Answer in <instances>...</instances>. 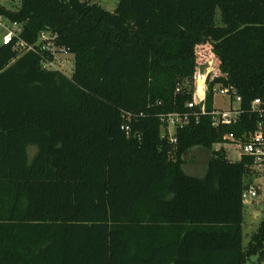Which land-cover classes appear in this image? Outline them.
Here are the masks:
<instances>
[{
    "label": "trees",
    "instance_id": "16d2710c",
    "mask_svg": "<svg viewBox=\"0 0 264 264\" xmlns=\"http://www.w3.org/2000/svg\"><path fill=\"white\" fill-rule=\"evenodd\" d=\"M0 12L24 25L26 41L50 30L74 57L67 76L44 69L46 53L0 49V264L264 260V219L243 246L253 159L213 148L259 121L264 131V105L261 119L253 111L264 99V0H118L114 12L21 0ZM211 60L208 110L217 85L234 88L240 121L216 128L203 116L172 145L161 117L189 111ZM195 147L211 153L202 178L184 170Z\"/></svg>",
    "mask_w": 264,
    "mask_h": 264
},
{
    "label": "built area",
    "instance_id": "2783aa9c",
    "mask_svg": "<svg viewBox=\"0 0 264 264\" xmlns=\"http://www.w3.org/2000/svg\"><path fill=\"white\" fill-rule=\"evenodd\" d=\"M21 7V1L16 0H0V11L17 12ZM24 25L11 20L8 16L0 12V49L10 46L20 58L28 53H46L52 56V59L44 60L43 67L46 70L62 72L57 67V56L68 54L65 47L59 44V37L56 33L45 30L42 31L35 43H30L23 38ZM216 64L213 60L209 61L205 66L199 67L197 78L193 91L194 99L188 103V112L185 114H168L161 117L162 137L169 140L172 145L177 144L176 133L178 130L184 129L191 123L198 125L201 117L209 115L212 118L214 127H224L235 125L240 121L243 114L240 103L241 98L236 95L234 88H227L217 85L213 89V95L220 94L235 99L238 103L237 107H231L229 110L216 109L209 111L207 107V97L210 93L209 83L215 74ZM203 82V89L200 90L198 83ZM264 105V99H256L253 102V111L261 119L263 111L261 106ZM129 117V115H127ZM130 118V117H129ZM128 118V120H129ZM122 129L128 134L131 131L130 125H123ZM234 144L241 152L242 156L251 157L253 164L251 173L245 179V190L243 192L244 206L259 208L264 205V131L263 124L259 121L254 131L245 132L240 138L233 135L226 136L222 143L215 144V151L225 150V145Z\"/></svg>",
    "mask_w": 264,
    "mask_h": 264
},
{
    "label": "rangeland",
    "instance_id": "374dc122",
    "mask_svg": "<svg viewBox=\"0 0 264 264\" xmlns=\"http://www.w3.org/2000/svg\"><path fill=\"white\" fill-rule=\"evenodd\" d=\"M21 1V0H16ZM90 3H97L109 12H114L118 6V0H85ZM216 22L221 25V14L218 11L216 15ZM57 67L62 72L71 76L74 70V57L72 55L64 54L57 56ZM238 103L235 99L229 96L217 94L214 97V107L216 109L229 110L231 107H237ZM215 150V148H214ZM225 152L227 157L232 162L240 160L241 152L234 144L225 145ZM35 153V149H31V154ZM210 152L202 147L193 148L186 156L185 172L191 176L202 178L205 174L208 158ZM255 213H258L259 217L255 218ZM264 219V205L259 208L245 205L244 210V224H243V246L246 248L251 241L252 235L257 231L261 221ZM248 264H264V260L259 263L258 256H254L250 259Z\"/></svg>",
    "mask_w": 264,
    "mask_h": 264
},
{
    "label": "crops",
    "instance_id": "0c3cea01",
    "mask_svg": "<svg viewBox=\"0 0 264 264\" xmlns=\"http://www.w3.org/2000/svg\"><path fill=\"white\" fill-rule=\"evenodd\" d=\"M210 160H211V153H210V156H209V158H208L207 166H208V163H209ZM184 168H185V165H184ZM206 170H207V167H206V169H205V173H206ZM204 175H205V174H204ZM258 215H259L258 213H255L254 217H255V218H258V217H259Z\"/></svg>",
    "mask_w": 264,
    "mask_h": 264
},
{
    "label": "bare ground",
    "instance_id": "6f19581e",
    "mask_svg": "<svg viewBox=\"0 0 264 264\" xmlns=\"http://www.w3.org/2000/svg\"><path fill=\"white\" fill-rule=\"evenodd\" d=\"M200 82L202 83V85H203V82L200 80Z\"/></svg>",
    "mask_w": 264,
    "mask_h": 264
}]
</instances>
